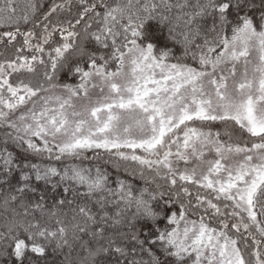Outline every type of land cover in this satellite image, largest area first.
Here are the masks:
<instances>
[{"label":"snow or ice","instance_id":"snow-or-ice-1","mask_svg":"<svg viewBox=\"0 0 264 264\" xmlns=\"http://www.w3.org/2000/svg\"><path fill=\"white\" fill-rule=\"evenodd\" d=\"M0 264H264V0H0Z\"/></svg>","mask_w":264,"mask_h":264}]
</instances>
